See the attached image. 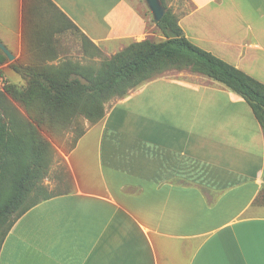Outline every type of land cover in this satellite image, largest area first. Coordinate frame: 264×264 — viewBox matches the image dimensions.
Here are the masks:
<instances>
[{
  "label": "crops",
  "instance_id": "crops-1",
  "mask_svg": "<svg viewBox=\"0 0 264 264\" xmlns=\"http://www.w3.org/2000/svg\"><path fill=\"white\" fill-rule=\"evenodd\" d=\"M186 1L184 36L264 84V0ZM57 16L116 53L152 41L139 0H0L13 61L42 52ZM126 96L64 156L72 190L14 222L0 264H264V126L249 103L189 69Z\"/></svg>",
  "mask_w": 264,
  "mask_h": 264
},
{
  "label": "trees",
  "instance_id": "trees-1",
  "mask_svg": "<svg viewBox=\"0 0 264 264\" xmlns=\"http://www.w3.org/2000/svg\"><path fill=\"white\" fill-rule=\"evenodd\" d=\"M161 2L166 8L164 0ZM156 26L166 40L130 43L95 73L84 72L85 69L74 64L55 71L38 70L18 61L9 64L15 73L27 79V84L18 88L7 83L0 90V226L31 194L33 200L17 213L2 240L30 208L70 192L69 189L49 192L43 184L53 153L43 133L52 134L53 128H65L78 110L97 123L104 117L103 103L107 99L123 98L130 89L165 70L189 69L224 84L249 103L264 126V84L191 43L176 16L167 9ZM168 30L176 37L171 39ZM7 60L1 51L0 66ZM84 133L76 135L69 151Z\"/></svg>",
  "mask_w": 264,
  "mask_h": 264
},
{
  "label": "rangeland",
  "instance_id": "rangeland-1",
  "mask_svg": "<svg viewBox=\"0 0 264 264\" xmlns=\"http://www.w3.org/2000/svg\"><path fill=\"white\" fill-rule=\"evenodd\" d=\"M142 4L146 19L149 26L152 28V41L158 43L166 40L164 33L153 23L152 15L143 0H139ZM166 9L175 15L176 18L182 14L189 7L186 0H164ZM63 35V36H62ZM36 39L30 38L29 42L34 43ZM42 41H45L46 47L42 52H27L22 53L21 57L16 60L20 64L31 65L36 69H52L58 70L67 64H74L82 69L84 72H97L111 57L116 54L115 48L111 45L94 44L83 36L79 31L67 20L60 17H54L52 28L48 35L44 36ZM129 45V44H128ZM1 52V51H0ZM9 60L0 66V90H3L5 84H13L20 88L27 84V79L15 73L10 67ZM80 81L85 82L84 79L78 77ZM126 97L117 96V104H120ZM114 97L111 96L103 103L104 118L113 106ZM31 106V105H30ZM20 111L25 114L24 110L18 107ZM103 118L98 121L101 123ZM97 122V123H98ZM81 110H78L70 119L69 124L63 128H53L52 134L43 133L50 141L53 153L48 160L47 175L43 180V184L47 191L57 192L65 189L72 190V178L65 163L64 156L70 150L73 139L80 132L86 131L91 125ZM96 124V123H95ZM33 200L31 194L25 201L21 202L14 213L9 215L6 221L0 226V242L7 227L12 223L17 213L30 205Z\"/></svg>",
  "mask_w": 264,
  "mask_h": 264
},
{
  "label": "water",
  "instance_id": "water-1",
  "mask_svg": "<svg viewBox=\"0 0 264 264\" xmlns=\"http://www.w3.org/2000/svg\"><path fill=\"white\" fill-rule=\"evenodd\" d=\"M143 1L145 2L147 8L149 9L152 15L153 23L155 25L158 24L166 12V8L163 6L161 0H143ZM167 32L171 39L176 37L175 33H173L171 30H168ZM0 50L9 61L14 60V56L12 55V53L5 47V45L1 41H0Z\"/></svg>",
  "mask_w": 264,
  "mask_h": 264
}]
</instances>
